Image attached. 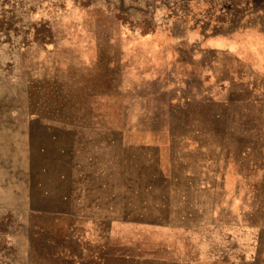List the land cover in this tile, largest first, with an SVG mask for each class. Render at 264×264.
I'll use <instances>...</instances> for the list:
<instances>
[{
  "label": "rangeland",
  "instance_id": "1",
  "mask_svg": "<svg viewBox=\"0 0 264 264\" xmlns=\"http://www.w3.org/2000/svg\"><path fill=\"white\" fill-rule=\"evenodd\" d=\"M0 264H264V0H0Z\"/></svg>",
  "mask_w": 264,
  "mask_h": 264
}]
</instances>
